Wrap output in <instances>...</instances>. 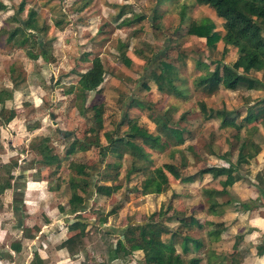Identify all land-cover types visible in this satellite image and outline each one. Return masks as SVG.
<instances>
[{"label":"rangeland","instance_id":"1","mask_svg":"<svg viewBox=\"0 0 264 264\" xmlns=\"http://www.w3.org/2000/svg\"><path fill=\"white\" fill-rule=\"evenodd\" d=\"M192 1L0 0V5L4 7V10L0 12V91L10 90L11 92L10 99L3 104V116H6V111L9 109H17L21 112L8 121L4 128L0 127V181L7 179L5 169L2 168L7 167L6 170H8L10 163H15V168L11 169L13 174L11 176L15 179L10 181L8 186L6 182L3 184L4 188L9 187L6 189L8 193L4 191L0 195V214L6 215V217L0 215V230L4 226L6 229L9 228L4 236H0L1 250L7 251L9 247L19 248L22 239L24 241L21 246L28 251L33 245L34 249L39 248L41 251L39 243H45L46 240L48 244L54 246V243L69 236L65 228L68 224L75 222V217L78 215L82 221L93 224H97L99 217L106 220L101 230L109 234L101 236V242L108 251L115 248L117 254L115 259L108 262V258L104 257L102 261L100 260L102 264H143L144 257L149 252L130 251L128 255L123 256V253L117 249V240L126 248L127 242L122 240V236L124 237L123 234L129 225L157 223L166 226L170 233L177 232L178 237L184 234L180 219L185 220L186 218L181 216L189 212L195 215L193 213L202 208L198 201L199 189L192 186L195 187L192 191L187 190V185L195 182H178L177 184L172 182L159 195L140 197L134 191L140 187L141 175L128 174V178L124 175L129 167L130 159L126 156L122 157L119 168L114 174L111 168L112 160L105 157L101 161H96V153L90 145L91 141L97 137L99 143L104 146L105 141L101 134L109 132L113 129V125L115 132L112 137H123L126 128L119 126V122L124 114L135 121L136 125L143 128L148 135L154 137L156 132L148 118L150 115L157 116L166 111L169 124L178 132L181 131L179 136H181L182 143L171 152L175 154L182 152L186 162L192 163L191 155L189 156L186 151L187 144L192 139H189L184 131L188 132L189 129L193 132L192 136L198 133L196 140L193 139L195 141V145L191 147L193 151L205 144L203 136H200L199 122L202 112L200 104L205 107H203L204 111L210 109L216 112L222 109L227 111L230 102L229 95H222L221 92L201 94L194 90L191 84L195 78L193 62H209L210 70L212 65L226 64L230 67L234 62V58L230 55L232 50H226V55V52L220 55L222 51L210 52L203 46L202 40L195 41L183 37L187 22L179 25L177 13L181 7L184 8L183 15L186 20L210 14L207 17L214 21L216 31L220 29L221 22L213 19L210 10L205 7H193ZM18 5L21 6L19 11H17ZM121 11L124 15L115 20ZM132 15L140 17L141 21L131 20ZM151 18L156 20L154 24ZM27 23H31L36 29L30 32L24 31V36L41 37L42 44L44 42L42 46L47 49V62L44 63L37 59L38 66L30 64L22 51L14 47L9 48V43L4 42L7 32L13 29L17 30V35L20 37ZM166 47L165 59L161 60L171 62L177 69L178 77L184 80L185 98L180 101L165 97L163 94L160 95L154 88L155 78L152 70L161 58L157 56L165 52ZM214 54L216 58L213 59ZM92 57L100 61L104 78L96 91L89 92L84 104H81L77 89L73 85L76 78L71 73L83 71V67L88 66ZM122 58L130 62L127 68L122 66ZM181 63L183 67L180 66ZM37 75L40 77V90L36 87L37 84H30L32 80L37 81ZM58 82L59 86H55ZM142 85L145 90L140 92L139 88ZM69 87L71 90L66 95L65 91ZM235 98V96L231 97L232 100ZM131 100H138L153 112H148L146 108L125 109ZM90 104L101 107V131L96 137L88 131L89 124L86 122L93 112L89 110L84 115L79 114L80 110L86 108V111ZM33 121H39L43 133L40 132V136L30 134L25 137L22 125L30 126ZM212 123L206 126L204 133L211 132L216 124L218 126V121L215 123L213 120ZM236 124L239 125L238 122ZM256 124L258 126V123ZM223 135L230 139L233 136L232 131L229 130L224 131ZM46 137L52 154L57 157L62 156L73 140L81 143V150L75 159L72 155L65 160H60L57 170L52 165L41 167L34 147L40 143V139ZM223 138L220 135L216 142L220 148ZM163 139L164 136H160V143L164 145L162 151L168 148L167 143L162 141ZM231 143L233 146V140ZM141 145L143 151L147 153L148 162L142 163L136 159L132 162H135L141 170L152 171L162 166L163 163H176L174 155L169 158L170 154L167 152L161 156L155 155L153 152H158L159 146L143 140ZM261 147L264 149V145L259 146L258 143L257 146L254 145V152H259ZM235 152L237 154L236 149ZM201 158H205L202 153L199 159ZM72 160L77 162L78 166L86 162L89 166L87 171L88 192L83 197L85 209L80 214L66 212L71 192L68 189V176L65 175V168ZM240 165L234 166L235 172L242 169V164ZM222 166L225 167V165ZM182 167L178 169L176 166L178 173L185 172ZM7 174L10 173L7 172ZM101 175L116 176L114 179L111 178L113 180L110 182L105 181L104 184L99 181ZM27 183L30 185H27V192H24L23 189ZM97 187L102 188L98 191ZM223 191L221 189L216 195L222 194ZM97 192L100 194L96 195ZM191 195L197 196L192 199L189 197ZM186 198L190 200L187 202ZM195 200L198 202H194ZM57 208H61L63 213H66L58 214ZM202 220H199L200 223ZM218 226L219 224H215L214 228ZM42 227H44L42 234L44 238L41 237L40 242L35 243L34 233H38ZM16 230L21 232H16ZM54 234H59L60 238L55 237ZM136 234L132 236L133 240H137ZM196 235V233H190L188 236L183 235L182 239H193ZM125 237L129 236L125 235ZM165 237L166 235L160 237L161 241ZM173 249L176 252L177 246H173ZM192 254L182 252L179 256L187 260L186 258L193 256Z\"/></svg>","mask_w":264,"mask_h":264},{"label":"trees","instance_id":"2","mask_svg":"<svg viewBox=\"0 0 264 264\" xmlns=\"http://www.w3.org/2000/svg\"><path fill=\"white\" fill-rule=\"evenodd\" d=\"M193 7H205L212 13L213 19L218 20L220 23V29L216 31L215 23L207 16L200 15L196 19L184 18V8L181 7L180 11L177 13V19L179 25L187 22V25L183 31V37L194 39L195 41L203 40V45L205 47H213L215 44L219 43L223 48H230L233 52L235 61L229 66L217 64L212 65L210 70V65L208 63L194 61L193 71L198 73L199 76L195 74V78L192 80L191 84L194 90H197L201 94H212L217 88L223 91L242 93L245 91H264V85L255 81L253 77L250 76L251 72H255L264 68V0H193L191 2ZM196 8V9H197ZM4 10V7L0 5V12ZM21 10V6L18 5L17 11ZM130 10V9H129ZM128 13V9H127ZM124 13H119L115 20ZM118 20V19H117ZM131 20L141 21L140 17H134L132 15ZM156 20L151 18L152 24ZM154 27V25H152ZM155 28V27H154ZM34 25L27 23L23 28V34L20 37L17 35V30L13 29L7 32L5 44L9 43V48H15L18 51H22L24 57L27 61L35 62L37 59L47 62V49L43 48L42 39L39 36L35 38L31 35L24 36V31H35ZM37 33V31H36ZM166 37V36H165ZM165 52H161L157 57H161L156 66L153 67L152 75L155 80H153L154 88L160 95L163 94L165 97H171L173 100H183L185 97V91H183L184 80L178 77L177 69L174 68L171 62L163 61L165 59L167 47L164 48ZM220 55H223L225 50H221ZM213 59L216 58L214 54ZM121 58V57H120ZM120 58H118L120 60ZM141 58V57H139ZM180 61V60H179ZM181 62V61H180ZM122 66L127 68L129 66V60L122 58ZM120 63V64H121ZM181 67L184 65L181 63ZM12 69L10 70V73ZM154 73V74H153ZM75 88L78 92V99H80L81 104H84L86 100V95L88 92H94L100 85L102 79L104 78V72L100 61L97 58L92 57L89 61V66L82 74L76 75ZM12 79V78H11ZM33 82L31 81L30 84ZM177 83V85L175 84ZM17 85L16 83H12ZM71 90L68 88L66 94ZM145 90L144 85L139 88V91L143 92ZM11 97L10 90L0 91V127L4 128L5 125L10 121L16 114V110L9 109L6 111V116L3 113V104L9 100ZM202 112L200 114V120H215L218 121L217 130L224 131L229 130L233 132L231 140L235 143V149L237 150V155L234 160V164L228 165L226 169L219 168H201L193 175L187 176L178 173V169L174 165L164 164L152 171H143L141 168L132 163L135 159L142 163H147V153L142 149L141 142L149 141L156 146L160 147L157 152L162 154L163 144L160 143V136H164V141L167 143L168 148H175L182 143L180 133L175 127L169 124L168 112H163L161 115L152 116L150 115L148 120L153 125L156 134L154 137L148 135L146 131L138 127L131 118L127 115H123L119 122V126H124L126 128V133L123 137H112L115 126L107 133H102L101 137L105 141V145H101L96 136L101 131L100 127V117H101V107H95L94 105L88 106L85 111L80 110V115L86 114L87 111L91 110L92 116L86 121L89 124L88 131L93 134L96 139L91 141V147L96 153V161H101L105 157L112 160L111 168L113 173L118 170L119 162L122 157L126 156L130 159V164L125 172V177L128 178L129 175H141L142 181L138 190H133L135 194L140 197L149 195H159L167 188L168 178L174 180V182L181 183H192L201 180L202 175L208 174L214 180L217 178L225 177V181L219 183L222 191L225 188L231 187L238 178L236 173L233 174L234 166H239L240 164H246L247 161L251 160L257 154L254 152V144L247 138H242L239 135V128L233 124V116L235 113L227 112L225 110H218L212 112L210 109L204 111L203 104H200ZM134 108L144 109L148 112L152 110L146 107L143 103L138 100H131L129 105H126L127 110ZM205 108V107H204ZM153 112V111H152ZM151 112V113H152ZM264 118V99L259 103L255 104L251 109H247L243 120L245 123L252 124L256 123L257 120ZM34 124L26 126V131H30L34 128ZM264 130V124L262 125ZM255 129L249 131L250 134H254ZM62 138V137H61ZM64 139V138H63ZM163 143V142H162ZM78 141H72L62 154V156L57 157L52 154L51 148L48 146V138L40 139V143L34 147L39 157V165L41 167H46L52 165L57 170L60 160H65L69 156H77L81 150ZM33 149V147H32ZM173 153V152H172ZM229 154H224L219 157L221 160L227 162L226 157ZM61 158V159H60ZM79 164V163H78ZM77 162L69 161L65 171L66 176H68L67 184L71 195L67 201V213H82L85 209L83 207V197L87 194L88 182V163L79 164ZM2 168V167H1ZM15 168V163L11 162L10 166L3 167L5 169L7 179L0 181V195L8 188L3 186L6 182L7 186L9 182L14 179L11 174V169ZM233 174V175H232ZM116 176V175H114ZM114 176L108 177L105 175L99 176V181L105 184V181L110 182L114 179ZM113 178V179H111ZM254 188L259 193V197L264 200V170L257 172L253 179ZM96 187V186H95ZM102 187H97L99 191ZM100 193L97 192L96 195ZM216 195L217 193H212ZM175 198L173 195H170ZM169 206V205H168ZM58 214L63 213L61 208H57ZM75 222L68 224L66 226V231L69 233V237L61 242L55 247V250H64L68 258L75 259L80 258L77 264H102L101 261L104 257L109 260L116 258L117 250L115 248L108 251L105 245L101 242V236L108 235L109 233L103 232L101 229L106 224V220L99 217L97 224L89 223L87 221H82L78 217H75ZM180 222L183 224L190 222L195 225L192 218L182 219ZM208 230L205 236L212 240L216 238L220 232L221 228ZM137 233V234H136ZM136 234L137 240H133L132 236ZM122 240L127 242L126 248H124L118 240L116 241L117 249L123 253V256L128 255L131 251H143L145 253L149 252L147 256L144 257L143 264H199V259L197 257H192L190 259H182L176 252H174L173 246H177L180 250L185 251L186 243L189 241L187 239H182V237L177 236V232H171L168 228L162 224L157 223H147L144 225H129L123 234ZM129 236L128 238L125 237ZM166 235V237L161 241L160 237ZM197 236L193 239L192 248L197 247ZM13 251H17L18 247H12ZM102 259V260H101ZM101 260V261H100ZM29 264H43L39 259L37 254L33 253V258Z\"/></svg>","mask_w":264,"mask_h":264},{"label":"crops","instance_id":"3","mask_svg":"<svg viewBox=\"0 0 264 264\" xmlns=\"http://www.w3.org/2000/svg\"><path fill=\"white\" fill-rule=\"evenodd\" d=\"M207 16L209 17L210 14H208ZM205 48L210 50V52L225 50V55L227 54L226 50H231L227 47L223 48L222 45L219 43L215 44L213 47ZM230 55L234 58L235 61V57L232 51ZM29 63L38 66L37 61H29ZM223 65L227 66L226 64ZM88 66H84L83 71H73L71 74L76 78V75L84 73ZM195 74L199 76L198 73L195 72ZM250 76L256 79L255 81H257L258 83L264 85V68L255 72H251ZM36 79L37 81L32 80V85L37 84L36 87H38V90H40V77L37 75ZM75 81L73 85L75 84ZM55 86H59V82ZM219 92H221L222 95L226 94V96L229 95L228 97H230L227 112L235 113V116H233V124L239 128L240 137L247 138L249 141L254 143L255 146H257V143L259 146H263L264 130L262 129V125L264 124V118L257 120L256 123H258V126L256 123H245L243 118L247 113V109H251L255 104L259 103L264 99V91H245L238 94L236 92L223 91L220 88H217L216 93ZM233 96L236 97L234 100L231 99V97L233 98ZM238 96L239 98H237ZM237 111H239L240 113L238 114ZM16 112L17 114L15 116H17L20 111L16 109ZM209 120L210 119L200 120L199 122L201 128L200 136H203V142H205V144L201 146V148H199L198 150L195 149L196 152L193 151L191 147L195 145L194 140H196L195 137L198 135V133L196 132L194 133L195 136H192L191 134L193 132H190L189 129L188 132L184 131L186 132L185 135L188 136L189 139H192L186 147V151L189 153V156L191 155L190 159L192 163H187L186 160L183 158V153L180 151V153L172 154L171 151H173L175 148H167V150H163L162 154H159L155 151L153 153L155 155L161 156L165 154V152H167L168 154H170L169 158L174 155V160L176 158V166L178 168L183 166L182 168H184V171L186 172H184L183 174L187 176L193 175L198 170H201V168L226 169L227 164L233 166L234 160L237 155L235 152V143L233 142V146L231 145V139L229 137L226 138V136L223 135V132L226 130L218 131L217 124L211 130V132L207 131L206 133H204L203 130H205L206 126L208 124H213V120H210V122H208ZM214 122L217 123V121L215 120ZM237 122L239 123V125L236 124ZM32 124H34L35 126L30 131H26V126H28V124L22 125L25 137L30 134H32V136H40L39 133H43V131L40 129L39 121H33ZM248 129H255L256 132L254 134H250L247 131ZM197 131H199V129H197ZM220 135L224 137L221 148L220 145L216 143ZM230 146H232V148ZM231 149L233 150L231 151L230 156L226 157L227 162L219 158L224 154H229ZM200 152L203 154V156H205V158L199 159L201 154ZM256 154L257 155L252 160H250L249 162L247 161L246 164H242V169L238 170L237 172H235L233 169V172L236 173L238 180L231 187L226 188L222 194L214 195L212 193H217L221 191L219 183L225 181V177L217 178L216 180H214L210 175L205 174L202 175L201 180L196 181L192 185H187V190L192 191L193 188H195L192 186H196L199 189L200 196L198 195V201L199 204L202 205V208L193 213L195 215H192V213L189 212L181 216L185 217L186 219L192 218L195 222V225L190 222H187L185 224L183 223V235L188 236L190 233H196V236L198 238V240L196 241L197 247L195 249L192 248V242L194 238L187 239L189 241L186 243L185 251H182L177 247L176 254L179 255L182 252H184V254H186V252H191L193 253V256H190L186 259H190L195 256L200 260L199 264H264V200L259 197L260 195L253 185V179L257 172L264 170V149L261 147L259 149V152L256 151ZM169 164L175 166L174 163ZM222 165H225V167H223ZM193 171L194 173H192ZM247 173H249V176H247ZM10 174L13 175L12 173ZM172 182L177 184V182H174L171 177L168 178L167 184H172ZM27 185H30V183H27L26 187L24 186V192H27ZM5 192L7 194L8 190H5ZM196 196L197 195H191L189 197L193 199ZM189 200L190 199L186 198L187 202ZM11 201L13 202V200ZM198 201L195 200L194 202ZM0 215L6 217L5 214ZM203 218L205 219L202 220ZM199 220H202V222L200 223ZM215 224H219L218 229L221 228V232L216 238L209 240L205 236V234L208 230H212V227L210 226H215ZM204 227L206 228L204 229ZM8 230L9 228L6 229V226H4V228H1L0 231L3 233L0 234V236H4L5 233L8 232ZM43 230L44 227H42V229L38 233H34L35 243H37L38 241L40 242V238L43 237ZM17 231L21 232L20 230H16V232ZM59 233L61 236V232ZM54 235L55 237L60 238L58 237L59 234ZM183 235H181L180 237H182ZM68 237L65 236V238H63L61 241H57L56 243H54V246L50 243L48 244L47 240L45 239V243H39L41 251L39 250V248L34 249V245L33 247H30L29 251L24 247L28 252L24 250V248L21 246V244H23L24 239H19L21 240V244L19 243V248L17 251H13L10 247L7 251L1 250L0 248V264H29L33 258V253L37 254L43 264H77L80 259L79 257L75 259H70L68 258L67 254H65L64 250L54 249ZM49 247L53 248L50 249ZM45 249H47V251ZM198 254H201L199 256H202V258H199Z\"/></svg>","mask_w":264,"mask_h":264}]
</instances>
